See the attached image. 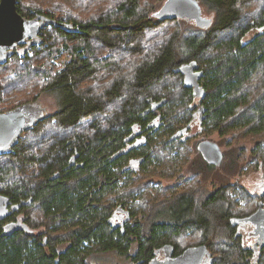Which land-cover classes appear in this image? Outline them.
I'll list each match as a JSON object with an SVG mask.
<instances>
[{
    "label": "trees",
    "instance_id": "16d2710c",
    "mask_svg": "<svg viewBox=\"0 0 264 264\" xmlns=\"http://www.w3.org/2000/svg\"><path fill=\"white\" fill-rule=\"evenodd\" d=\"M150 1L148 7H143L141 0H122L111 15L88 21L71 15L61 17L79 26L78 32L52 27L59 36L75 42L63 45L69 58L55 71L48 66L47 70H35L37 74L45 73L42 85L36 80V86L54 96L58 109L52 118L22 136L14 152L0 154V196H10L13 201L32 197V204L26 206L49 221L43 228L63 235L39 231L38 236L22 231L4 233L0 235V264H88V255L95 252L125 255L132 264H155L164 256V250L169 251V258H175L199 246H205L211 255L203 264H218L214 246L227 255L225 264H264V245L250 254L236 239L233 221L254 212L257 198H253L250 208L243 207L246 212L235 213L236 204L228 194L238 187L237 183L222 182L213 189L205 181L206 186H196L197 175L206 177L203 159L199 165L194 163L193 179H185L191 181L189 185L183 180L187 192L183 189L165 196L164 189L156 200L151 193L157 191L144 189L141 202L128 205L139 186L134 183L129 188L127 184L141 180L148 184L150 178L141 171H146L157 156L163 160L161 154L186 143L187 138L176 136L179 132L171 128L169 119L179 107L189 114L188 123L197 112L199 131L212 126L219 134L233 132L236 138L233 130L237 128L251 135L264 133V3L257 2L258 7L246 16L243 6L256 0H199L213 13L212 25L201 28L187 19L189 23L182 28L180 19L158 20L152 16ZM46 15L56 18L51 13ZM161 27L163 39L152 50L145 47L149 35ZM50 40L48 35L44 44L36 46L24 61L50 47L54 54ZM95 43L104 48L126 46L134 54L142 53L144 48V59L133 66L129 77L120 75L124 67L118 65V78L97 92L94 86L85 88L84 83L108 67L103 62L111 58H101ZM57 53L62 51L58 49ZM185 65L201 72V93L195 92L193 86H185L187 78L196 79L191 75L183 78L181 70ZM177 67L179 71H175ZM195 99L200 104L193 108ZM49 124H54L58 133L43 134ZM166 131L170 137L161 139ZM33 137L48 139L49 145L45 150H34ZM158 140L160 152L156 153ZM242 151L244 148L234 154L233 160L244 158ZM76 153V163L70 166ZM252 154L257 167L264 171V137L257 141ZM138 159L143 161L135 169ZM178 163L174 159L168 165L173 171L167 173L180 172ZM180 173L186 176L187 169ZM181 193H186L180 195L185 202L170 207ZM240 193L244 197L248 194L243 187L236 190V194ZM112 194L113 198L108 196ZM142 202L143 215L136 219L135 208ZM165 204L169 206L161 210ZM120 211L127 215L122 228L114 224V215ZM184 237L186 242L181 241Z\"/></svg>",
    "mask_w": 264,
    "mask_h": 264
},
{
    "label": "rangeland",
    "instance_id": "374dc122",
    "mask_svg": "<svg viewBox=\"0 0 264 264\" xmlns=\"http://www.w3.org/2000/svg\"><path fill=\"white\" fill-rule=\"evenodd\" d=\"M19 1L21 3L22 10L27 13H30L33 10H37V11L41 10L43 11L42 12L43 14L51 13V15L53 17L56 16V18L55 17L54 18L58 20H65V19H61V17H65V15L67 16L71 15V16L78 17L82 21L84 20V18L85 20L88 21L93 18H98L99 15H111V13L115 11V8L117 7L118 3L121 2L122 0H19ZM141 1H142L143 7H148L150 5V3H148V0H141ZM165 1L166 0H151L150 2H151L152 7L150 6L149 8L150 10L148 9L149 13L152 14V16H154V12L158 11L163 6ZM252 1L254 0H250L249 2H252ZM257 2L259 3V5L260 4L262 5L264 3V0H256V2L251 3L250 6H248L247 4L244 5L243 6L244 15L250 16V13H252L253 10H255L258 7ZM202 10L205 16L212 17L213 19V13L210 12L207 7L202 5ZM114 18H113V21H114ZM179 21H181L180 22L181 27L182 26L184 27V24L189 23L187 19H180ZM192 24L194 25L195 22L193 21ZM112 26H117V25L115 24ZM52 27L44 28L42 32H40L42 33L41 36L43 39V43L38 46L43 45L45 42V39H47L48 35H50L51 37L50 43L53 41L52 51L54 52V54H51V47L50 49L46 48L41 51L40 55L35 56L31 60L25 61L24 64L22 62L19 63L18 71L21 69V73H20L21 78L19 79L18 82L15 79L16 76L14 75L13 71H11V68L13 65L8 64L6 70L0 69V84H2L3 89H4V91L2 92L3 93L2 102L0 103V105H3V108L11 106L13 103H15V101L19 99L24 100L27 98V96L29 97L31 94L35 92V94H37L36 99L40 98L43 101V103L49 107L50 112L52 113V116H50L48 119L52 118L57 112L58 103H57V100L54 98V96L48 91L44 90V88L42 89L41 88L42 86H36V80L37 81L40 80V83L42 85L43 83L42 76L45 73L41 72L40 74H37L35 70L37 71L47 70L45 69V66H48V67H51L53 71H55L59 67V65H62L64 61H66L65 59L69 58V53L67 50H63V45L67 43L74 45L75 42L68 41L67 39H64L63 37L59 36L56 33V31L52 29ZM172 29L173 28L171 27V30ZM157 31L158 32L153 33L152 36L149 35V37L145 41V47H148V49L151 48L150 50L155 48L153 47L155 43L163 39L161 37V32L163 31V27H161ZM173 31H176V30L174 29ZM179 39L177 40L176 43H179ZM175 40H176V36H175ZM171 41L172 42L174 41V37L171 39ZM94 45L96 47L97 54L101 58H105V57L111 58L108 60V63L103 62V64L109 65L108 67L101 68V70L97 72V74L92 79L84 83L85 88L95 87L97 92H102L104 89H106V87L111 85L115 81V79L118 78L119 76V71L117 70L118 65H121L124 67L120 75L129 77L131 76L130 73L132 71L133 66L141 62L144 59V48H143L142 53L134 54V53H131L130 48H126V46L121 49L118 47L117 48H113V47L104 48V47H101V45L98 43H95ZM58 49H60L62 53H57ZM103 64H101L102 67H104ZM33 70L34 72H30ZM15 81L17 82V88L13 87ZM183 106L185 108V105ZM178 111H179V115H178ZM188 118H189V114L186 113L182 107L177 108L176 111L173 113L172 117L171 116L169 117L171 121V128H174L177 131L185 127L188 123ZM87 123L89 124L91 123V121L89 120L87 121ZM49 125L50 126L48 127L46 126L47 128L45 129L43 134H55V132L57 131V129L55 128V125L54 124L53 125L49 124ZM68 131L70 130H67V132ZM233 131L237 132V138L233 134V132L226 133L225 135H221L219 134L220 131L215 129L212 126L206 127L202 131H198L197 129L193 132V134L190 137H187V139L185 140L186 143H184V145L183 144L177 145L178 147L174 148L170 152L165 153V155L161 154L164 161L162 160L160 156H157L158 159H155V161L150 162L148 165V169H146V171L144 172L141 171L142 175L148 176L150 178V181L148 184L144 185L143 180L139 182L129 181L127 183L129 188H132L131 185L134 183L139 186V189L136 192L135 197L130 198V203H128V205L134 202L140 203L141 193L144 189H148L149 192L157 191L158 193H151V195L156 200L161 198V194L164 193V189H166L165 196L169 193L174 194L176 191H181L183 189H186L185 181L189 179L192 180L194 177L191 175V174H194L193 173L195 170L194 163L197 164L199 162L198 163L199 165L201 164V160L203 159L202 161L204 163L202 162V165L204 166V169H203L204 173L206 177L212 180L211 186L209 185V187L214 189L215 186H218L222 182L232 184V185H235L236 183H238L240 185V187L232 188L229 191L228 196L233 200V202H235L234 204H236V206H234V212L244 213L245 209L243 207L248 206L246 208H250L253 205L252 201H253L254 196L247 194L248 196L245 195L244 197V194L242 193L236 194V190L243 186L245 188L254 189L255 187H257L256 186L257 183L259 184L264 183V179H262L260 175L262 171L259 167H257V163H255L252 159V157H255V155L252 154V152H254L256 143L257 141H259L260 139L264 137V133L263 134L258 133L256 135H251L245 131H242L240 128H237ZM166 133L167 131L164 132V134L161 136V139L170 137L168 136L169 134H166ZM26 134H28V132L24 133L23 136ZM205 139L218 142L221 145L222 149L225 150L226 152L225 159L221 164L217 163V165H211V164L208 165L209 163L207 161L206 162L208 164L205 162L204 156L202 155H201L202 157L200 156L199 152L196 149V143H198L201 140H205ZM32 142H33L32 146L34 147V150L38 149L39 151L45 150L46 149L45 147L49 145L48 144L49 140L41 138V137H38V138L33 137ZM159 142L160 140H158V142H155L158 148L160 147L158 144ZM240 148H244V151L242 152H245V157L242 159L239 158V161H235L233 160L235 156L234 154H236ZM159 152H160V148L159 150L156 151V153H159ZM182 153H187V155H183ZM176 158L179 160V163L177 164L176 167L180 168V172L184 168H186L187 169L186 176L181 177L180 172H176L175 174L167 173L169 170L173 171L169 168L170 166L168 165H170V163ZM141 161L143 160H140V159L137 160L138 165L136 166L135 169H138L139 163ZM1 162L2 160H0V163ZM14 170L18 173L17 168ZM141 173H139V175ZM197 176L199 178V182L196 184V186H199L200 188H202L203 186H206V184H208L205 182L206 177L201 178L199 177V175ZM138 177L136 180H138ZM190 182L191 181H186V184L189 185L188 183ZM123 183L124 181H121V185ZM187 191L188 190L186 189L184 192H187ZM185 194L186 193H181L178 196L185 195ZM108 196L113 198L114 195L112 194ZM117 196L119 195H116V197ZM180 197H178L177 198L178 200L176 199V201L173 204H171L170 207H174L175 205L181 206L179 203L185 202V198L183 196H180ZM144 198L147 199V197H144ZM149 198H152V197L149 196ZM144 203L145 202H142L141 206H138L137 208H135V210L137 211L136 219H140L142 217L143 214L141 212H143ZM164 206L168 207L169 205H166V204L162 205L160 209L162 210V207ZM165 208L163 210H165ZM35 210L36 209H33L32 211L27 210V212L29 215L31 214L32 219L34 221V225L38 229L37 231L56 235L58 237H61L63 235V234H59L58 231L56 232L52 229H49V230L44 229L45 227L43 228V226L45 222H49V221L45 219L43 220L41 213L38 211L36 212ZM146 210L149 213L150 208ZM39 221L42 223L41 226H39L40 225ZM59 231H61V233L63 232L62 230H59ZM186 240H187L186 237H184L182 238L181 241L186 242ZM214 250L216 251V252L214 251V254L216 255L218 264H225L227 255L223 252H220L221 249L220 248L218 249V247L215 249V246H214ZM161 259L163 258L161 257ZM237 259L238 258L232 257L233 261H237ZM86 262H88V264H132L131 259L129 257L125 255L122 256L114 252H108V253L95 252V253L89 254Z\"/></svg>",
    "mask_w": 264,
    "mask_h": 264
},
{
    "label": "water",
    "instance_id": "95a60500",
    "mask_svg": "<svg viewBox=\"0 0 264 264\" xmlns=\"http://www.w3.org/2000/svg\"><path fill=\"white\" fill-rule=\"evenodd\" d=\"M17 4L18 0H0L1 64L7 60L9 55L13 54V49L16 47L19 48L18 53L20 56H24L32 46L42 44L43 39L40 32L45 27L53 26L67 32H78L80 30L79 26H76L74 22L58 20L43 13H37L35 17L27 18L18 11ZM154 16L158 20H193L201 28H209L213 23L212 17L203 14L199 0H166L163 6L154 12ZM23 44L26 45L22 46ZM197 80L198 78L193 81L191 78H187L185 86H193L195 92L201 93V87L197 84ZM50 116H52V113L49 107L40 98L0 113V153L9 154L14 152L13 147L19 143L24 132ZM199 149L209 163L217 164L223 159V152L217 142L202 140L199 143ZM77 156L78 154L76 153L71 157L70 166L76 163ZM56 176L58 174L54 175V177ZM5 199H8V197L0 196V202ZM263 218L264 215L258 212L254 214L251 220L256 224H261L262 221L264 222ZM206 250L205 246L191 248L181 256L170 258L169 260H158L155 264H202Z\"/></svg>",
    "mask_w": 264,
    "mask_h": 264
},
{
    "label": "flooded vegetation",
    "instance_id": "af4514ba",
    "mask_svg": "<svg viewBox=\"0 0 264 264\" xmlns=\"http://www.w3.org/2000/svg\"><path fill=\"white\" fill-rule=\"evenodd\" d=\"M17 5H18V11L20 12V10H21L20 13L27 18H33L36 16L37 13H41V12H37L35 10L31 11L30 13L24 12L22 10L21 3L19 0H18ZM19 8H21V9H19ZM190 21L193 22V20H190ZM45 28H48V27H45ZM255 28H257V31L260 30L258 27H255ZM24 45H26V44H23L22 46H24ZM35 47H36V45L32 46L30 48V50L24 54V56H20V54L18 53V49H19L18 47L14 48L13 54L9 55L7 60L5 62H3V64L0 63V69L6 70L8 64L13 65L11 68V71H13L14 75L16 76L15 79L18 82L19 79L21 78L20 77L21 69L18 71V69H19L18 64L21 62L24 64V62H25L24 60L28 58L27 56H29L33 53V50ZM177 69L180 70V67H177L175 69V71ZM190 69L191 68H189L187 65H185L182 68L181 74L183 75V78L187 77L189 75L195 76L196 78H198L197 84L200 86L201 72H199V70H195L194 68H192L191 70ZM17 82L15 81L13 87L17 88ZM3 91H4L3 86H2V84H0V103L2 102V94H3L2 92ZM33 99L36 100L35 92L33 94H31L29 97L27 96V98L24 100L19 99V100L15 101V103H13L9 107L3 108V105H0V113L6 112L8 110H12L13 108H15V107H17L23 103H26L28 101H32ZM199 104H200L199 100L195 99V103L193 105V108L195 106H199ZM196 113H197L196 111L193 112L191 122L188 123V125L186 127H183L181 129L177 130V132L179 131V133L176 136H183V138L185 139L187 137H190L195 130L198 129V131H199V129H201L199 127V123L201 120L197 117ZM31 129H33V128H31ZM31 129L25 131L24 133L29 132ZM201 141L196 143V145H197V151L203 156L201 150L199 149V143ZM219 146L223 152V159L219 163V164H221L225 159L226 152H225V150L222 149L220 144H219ZM15 147L16 146H14L13 149ZM132 161L134 163H136L135 160H132ZM206 161L207 160L205 159V162ZM210 164L211 165H217V164H212V163H209L208 165H210ZM260 175H261V178L264 179V171H262L260 173ZM206 181L208 183H210V186H211L212 180L210 178L206 177ZM256 186L257 187H255L254 189L245 188L243 186V189L246 191V193L253 195L254 197L257 198L258 205L254 208V212H251L250 214H247V215L233 219V221L236 223L235 237H236V239L240 240V243L243 245L244 248L249 249L248 251H250V254H254L256 252V250H258L259 246L264 245V237H263V235H264V232H263L264 222L262 221L261 224L260 223L256 224L254 221L251 220V218H253L254 214H256L258 212L264 215V183H262V184L257 183ZM238 187H240L239 184H238ZM32 201H33L32 197H22L18 201H13V199H11L9 196L8 199H5L4 201L0 202V235H2L4 233H5V235H12L13 233H17V232L22 231L24 233L33 234L34 236H38L37 235L38 229L34 225V221L32 219L31 214L29 215L27 212V210H31V211L33 210V207L28 208L29 206H26V205H31ZM260 203L263 205H260ZM126 217H127L126 213L121 212V211L117 212V214L114 215L115 226H121V228H122L124 225V222L126 220ZM42 242L45 244V243H47V240L45 238H42ZM169 254L170 253L168 250H164V256H162L163 259H161V256H160L158 260H164L166 258H168V260H169L170 259ZM210 257H211V255L209 254V250L207 249L203 263H206Z\"/></svg>",
    "mask_w": 264,
    "mask_h": 264
}]
</instances>
